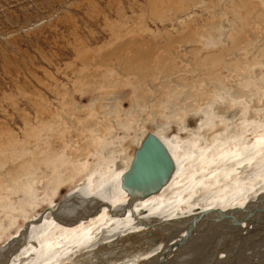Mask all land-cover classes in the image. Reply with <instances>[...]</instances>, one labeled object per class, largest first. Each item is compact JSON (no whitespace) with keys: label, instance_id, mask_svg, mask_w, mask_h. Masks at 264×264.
Returning a JSON list of instances; mask_svg holds the SVG:
<instances>
[{"label":"rangeland","instance_id":"rangeland-1","mask_svg":"<svg viewBox=\"0 0 264 264\" xmlns=\"http://www.w3.org/2000/svg\"><path fill=\"white\" fill-rule=\"evenodd\" d=\"M214 110L222 128L264 125V0H0V191L37 173L36 215ZM9 221L0 249L23 227ZM262 243L240 264H264Z\"/></svg>","mask_w":264,"mask_h":264},{"label":"bare ground","instance_id":"bare-ground-1","mask_svg":"<svg viewBox=\"0 0 264 264\" xmlns=\"http://www.w3.org/2000/svg\"><path fill=\"white\" fill-rule=\"evenodd\" d=\"M220 115L217 110L194 113L180 127V136L169 142L153 133L167 149L174 171L160 191L148 197L130 196L122 187L142 143L125 166L93 168L59 207H46L39 216L38 196L46 194L47 187L39 192L37 173L25 177L21 193L0 191V197H6L0 201V214L9 207L18 210L0 215V236L10 228L9 219L23 220V227L0 249V264H240L245 249L247 256L252 249L259 254L264 234L245 222L223 227L216 213L236 218L237 212L257 208L264 199V125L247 130L243 122L237 128L210 123ZM17 194L20 202L13 200ZM199 215L211 221L190 223L189 234L181 231ZM259 217L264 219V214L253 215ZM156 240L162 244L152 246ZM213 243L216 253L210 250ZM206 254L210 258L205 259ZM247 256L244 263L254 264Z\"/></svg>","mask_w":264,"mask_h":264},{"label":"water","instance_id":"water-1","mask_svg":"<svg viewBox=\"0 0 264 264\" xmlns=\"http://www.w3.org/2000/svg\"><path fill=\"white\" fill-rule=\"evenodd\" d=\"M173 171L174 164L167 149L153 134H148L143 140L140 149L134 152L132 164L127 173L122 177V187L130 196H135L137 198L148 197L160 191L170 180ZM262 204H264V199L259 203L257 208L251 207L244 209L242 212H237V214L234 215L236 218H233L231 214L217 212V222L223 227L227 225H229V227H235L243 222L247 225L253 224L256 227V231L264 234V219H260V217L258 219L253 218V215L260 216L261 213L264 214V205ZM209 221L211 220H209L207 216L204 217L203 215H199L198 217L186 221L188 225L184 224L181 231L185 230L189 234L192 230L190 223L200 226ZM184 240H186V238ZM227 245L230 246V244ZM214 246L213 243L210 250L216 253L217 250H215ZM207 258H210V255L207 257L206 254L205 259Z\"/></svg>","mask_w":264,"mask_h":264}]
</instances>
